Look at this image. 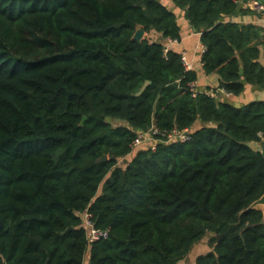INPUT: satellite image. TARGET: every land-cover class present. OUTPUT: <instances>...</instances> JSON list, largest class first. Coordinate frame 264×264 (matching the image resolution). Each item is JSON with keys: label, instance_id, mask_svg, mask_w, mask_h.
Listing matches in <instances>:
<instances>
[{"label": "trees", "instance_id": "1", "mask_svg": "<svg viewBox=\"0 0 264 264\" xmlns=\"http://www.w3.org/2000/svg\"><path fill=\"white\" fill-rule=\"evenodd\" d=\"M240 1L173 0L236 97L264 89V31L224 22ZM141 27L182 40L159 0H0V264H180L207 236L195 264H264V100L194 97ZM152 128L192 138L134 146Z\"/></svg>", "mask_w": 264, "mask_h": 264}, {"label": "crops", "instance_id": "2", "mask_svg": "<svg viewBox=\"0 0 264 264\" xmlns=\"http://www.w3.org/2000/svg\"><path fill=\"white\" fill-rule=\"evenodd\" d=\"M159 1L177 16L182 30V40L178 45L172 47V49H176L180 53H186L188 55L189 60L193 63V71H196L198 74L197 84L199 91L209 92L212 90H218L220 78L217 75L208 76L205 74L203 64L201 63L204 53L203 45L200 40L201 35L193 31L191 28L185 16L186 12L179 9L175 3H173V0ZM253 1L254 0H241L238 3L239 9L237 13L231 17L224 18V22H233L240 25H254L264 31V14L255 11L250 7V4ZM147 36L155 37V40H152L154 42H160L164 45L166 44L167 40H164L156 33H147ZM261 62L264 65V48ZM220 98L228 100L233 105L241 107L252 101L264 100V89L258 86L246 85L245 91L240 96L223 95Z\"/></svg>", "mask_w": 264, "mask_h": 264}, {"label": "built area", "instance_id": "3", "mask_svg": "<svg viewBox=\"0 0 264 264\" xmlns=\"http://www.w3.org/2000/svg\"><path fill=\"white\" fill-rule=\"evenodd\" d=\"M250 7L264 14V0H254ZM180 41L178 40H171L167 39L165 44V51L168 53L172 47L179 44ZM204 52L205 48L203 46ZM182 62L187 71L193 70V63L189 60L188 55L186 53H182ZM191 91L193 96L195 97L200 91L198 89L197 82H193L190 84ZM207 95L211 96L212 98H219L223 95L229 96L230 93L226 92L224 89L218 88L216 92L209 91L206 92ZM192 138V130L185 129L183 131L173 130L171 132L163 133L156 128H152L149 133H142L139 135L137 140L135 141L134 146H142L143 144H148V147L152 148V150H156L157 146L161 143L169 144V143H186L190 141ZM84 224L85 228L88 231V240L89 244L92 245L98 242L101 239H107L109 237V231H101L95 228L94 224L91 222V218L89 214L84 215Z\"/></svg>", "mask_w": 264, "mask_h": 264}, {"label": "rangeland", "instance_id": "4", "mask_svg": "<svg viewBox=\"0 0 264 264\" xmlns=\"http://www.w3.org/2000/svg\"><path fill=\"white\" fill-rule=\"evenodd\" d=\"M144 39H151V40H155V37H150L147 36V33L145 32L144 35ZM143 39V40H144ZM113 126H121V125H126V123L121 122V121H111ZM259 147V145L257 146ZM125 161V160H124ZM125 162H121L120 165H124ZM260 209L264 212V206L260 207ZM209 236H207L202 242H200L199 244H197L191 253H189L186 257V259L184 261H182L180 264H195L196 259L201 256V255H205L209 252L212 251L211 247L209 246ZM85 264H88V257L86 258V262Z\"/></svg>", "mask_w": 264, "mask_h": 264}, {"label": "water", "instance_id": "5", "mask_svg": "<svg viewBox=\"0 0 264 264\" xmlns=\"http://www.w3.org/2000/svg\"><path fill=\"white\" fill-rule=\"evenodd\" d=\"M144 35H145V30H144V28L141 27V28H139V30H137V32L134 36V39L137 40L138 42H142L144 39ZM240 74L243 75V69L242 68H241ZM85 120H86V118L84 117L83 123ZM259 148H260L261 153L264 157V140L261 141V143L259 144ZM107 160H108L107 157H104L102 159V161H107ZM262 206H264V196H262L259 200H257L255 203H253L252 208H260Z\"/></svg>", "mask_w": 264, "mask_h": 264}]
</instances>
